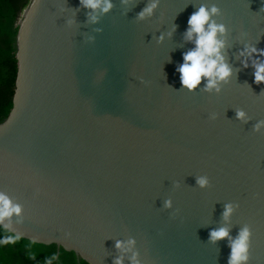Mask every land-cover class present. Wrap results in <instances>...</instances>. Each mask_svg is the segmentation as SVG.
Listing matches in <instances>:
<instances>
[{"label": "water", "instance_id": "1", "mask_svg": "<svg viewBox=\"0 0 264 264\" xmlns=\"http://www.w3.org/2000/svg\"><path fill=\"white\" fill-rule=\"evenodd\" d=\"M112 2L92 23L79 0H29L17 22L0 122V191L23 205L16 229L88 264H113L124 255L115 241L129 239L141 264H227V241L210 243L209 231L230 226L235 237L248 224L249 264H264V129L253 131L264 84L237 59L245 44L264 49V0H160L142 21L149 0ZM202 3L229 31L233 76L219 94L189 92L176 71ZM201 175L210 187L196 186ZM226 203L239 204L230 225Z\"/></svg>", "mask_w": 264, "mask_h": 264}, {"label": "clouds", "instance_id": "2", "mask_svg": "<svg viewBox=\"0 0 264 264\" xmlns=\"http://www.w3.org/2000/svg\"><path fill=\"white\" fill-rule=\"evenodd\" d=\"M124 5L129 4V0H121ZM82 8L89 10L87 15L92 23L98 22V15L109 13L114 4L112 0H79ZM160 5V0H149V3L137 13V20H144L151 17ZM222 16L221 9L216 4L202 3L197 10L192 12L187 21V28L184 32L185 43L194 46L183 53V63L176 71L179 73L181 87L189 92H194L203 84L202 91L207 93L219 94L222 86L231 82L233 76V66L229 64L226 58L228 28L225 24L219 23L217 17ZM71 23V21H69ZM99 31V30H97ZM175 31V26L173 27ZM171 37L172 32L167 34ZM164 35L158 38L162 42ZM264 49L257 48L253 44H245L243 49L237 54V59L244 69L251 67L256 85L264 84ZM235 117L244 123H247L250 117L243 109L235 111ZM215 119V114L212 115ZM264 129V120L257 121L253 126L254 132H261ZM196 186L204 189L210 187V179L206 175L195 177ZM179 187V184L176 185ZM165 208L172 207V201L164 202ZM239 204L226 203L222 213V219L225 225L231 224V217ZM23 215V205L14 201L7 193L0 191V247L15 245L24 239V234L16 229L13 218H19ZM16 223H22V220H16ZM230 226H222L209 231V242L216 244L219 241L226 240L230 253L227 258V264H249L252 230L248 224L239 228L238 234L231 235ZM40 242L35 239H29L26 244L28 256L30 259H36V252L33 251ZM135 239L127 241H115V248L124 255L113 259V264H124L125 255L129 252V264H141L139 253L133 251ZM58 259L57 254L53 253L51 257L45 259L44 264H52L53 260Z\"/></svg>", "mask_w": 264, "mask_h": 264}, {"label": "trees", "instance_id": "3", "mask_svg": "<svg viewBox=\"0 0 264 264\" xmlns=\"http://www.w3.org/2000/svg\"><path fill=\"white\" fill-rule=\"evenodd\" d=\"M28 3L29 0H0V122L5 119L12 107L16 77L17 19ZM28 241L23 239L15 245L0 247V264H44L45 259L51 257L53 253L57 254L58 259L53 260L52 264H88L77 258L72 251H66L55 244L39 243L32 249L36 252V259L32 260L26 248Z\"/></svg>", "mask_w": 264, "mask_h": 264}, {"label": "rangeland", "instance_id": "4", "mask_svg": "<svg viewBox=\"0 0 264 264\" xmlns=\"http://www.w3.org/2000/svg\"><path fill=\"white\" fill-rule=\"evenodd\" d=\"M23 12V11H22ZM22 12H21V14H22ZM21 14H20V16H19V18L18 19H20L21 18ZM18 19H17V22H18Z\"/></svg>", "mask_w": 264, "mask_h": 264}, {"label": "bare ground", "instance_id": "5", "mask_svg": "<svg viewBox=\"0 0 264 264\" xmlns=\"http://www.w3.org/2000/svg\"><path fill=\"white\" fill-rule=\"evenodd\" d=\"M22 17V16H21Z\"/></svg>", "mask_w": 264, "mask_h": 264}]
</instances>
